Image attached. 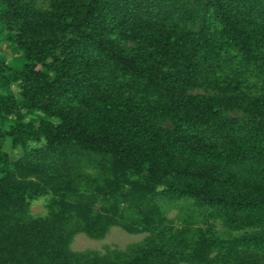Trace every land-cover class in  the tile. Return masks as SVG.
<instances>
[{
	"label": "trees",
	"instance_id": "16d2710c",
	"mask_svg": "<svg viewBox=\"0 0 264 264\" xmlns=\"http://www.w3.org/2000/svg\"><path fill=\"white\" fill-rule=\"evenodd\" d=\"M0 264H264V0H0Z\"/></svg>",
	"mask_w": 264,
	"mask_h": 264
},
{
	"label": "rangeland",
	"instance_id": "374dc122",
	"mask_svg": "<svg viewBox=\"0 0 264 264\" xmlns=\"http://www.w3.org/2000/svg\"><path fill=\"white\" fill-rule=\"evenodd\" d=\"M40 199L35 201L39 202ZM33 203V204H34ZM34 213L42 211L41 203L34 204L32 207ZM177 209H172L169 212V217H174L177 214ZM145 234H128L119 227H112L109 233L102 240H93L84 234H77L71 244V249L74 251L82 250H97L104 252L106 247L109 248H125L128 244L140 241Z\"/></svg>",
	"mask_w": 264,
	"mask_h": 264
}]
</instances>
